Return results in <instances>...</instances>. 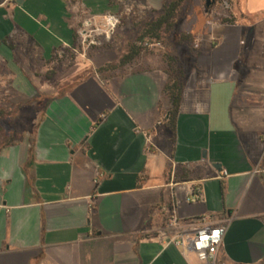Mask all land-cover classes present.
I'll return each mask as SVG.
<instances>
[{"label":"crops","instance_id":"obj_1","mask_svg":"<svg viewBox=\"0 0 264 264\" xmlns=\"http://www.w3.org/2000/svg\"><path fill=\"white\" fill-rule=\"evenodd\" d=\"M55 1L0 5V264H203L168 244L172 211L228 220L215 264H264V0L183 28L198 55L175 138L161 59L99 72L78 53L55 78L123 0Z\"/></svg>","mask_w":264,"mask_h":264},{"label":"rangeland","instance_id":"obj_2","mask_svg":"<svg viewBox=\"0 0 264 264\" xmlns=\"http://www.w3.org/2000/svg\"><path fill=\"white\" fill-rule=\"evenodd\" d=\"M52 1L54 11L56 8L61 7L60 2H56L55 0ZM233 1L234 0H215V3L207 9L205 5L206 0H190L188 6L183 9L185 19L178 22L175 29L169 36L165 37L163 40L144 39L156 41L161 44L156 48H148L142 45L144 40L138 41V38L141 35L144 26L159 16L161 8L155 9L142 0H123L119 3L120 15L117 17V23L114 27L111 28L107 26L106 23L103 26H100L101 28L99 29H96L97 26H93L95 28L93 30L91 29L92 31L84 36L83 40L77 42L78 45L76 53L70 50L69 52L62 54L60 57H57L58 65H56L54 69V72H56L55 78L56 80L57 78H61L59 76H62L61 74H64V71L68 69L59 63L61 59H68L74 63L73 61H76V57L78 58V53L85 52L84 58L86 59L94 58V56L102 54L108 58V61L104 64L105 66L116 62L124 53L125 47L129 43L140 47V54L134 60L133 69L143 68L145 64L144 61L150 58L161 59L165 63L164 55H175L176 49L172 46L171 40H173L175 35H178L181 32H186L183 28L185 26L190 27L193 24V18L195 16L200 15L206 24L212 21L211 19H215L216 21L223 23V14L230 11ZM11 2H14V0H0V5L10 4ZM31 5L32 7H30ZM37 7H39V4L36 3V0H32L31 3L23 5L22 10L34 14V9ZM56 37L59 39L61 36L56 35ZM55 43L56 45L59 44L57 40ZM186 48L187 45H181L177 48L176 53L183 57L185 55L184 50H186ZM67 85V83L61 84L56 82V93L64 91ZM27 101L28 100H24V102ZM39 105H42V101H40ZM23 117L25 123L31 116L24 115Z\"/></svg>","mask_w":264,"mask_h":264},{"label":"trees","instance_id":"obj_3","mask_svg":"<svg viewBox=\"0 0 264 264\" xmlns=\"http://www.w3.org/2000/svg\"><path fill=\"white\" fill-rule=\"evenodd\" d=\"M190 0H166L160 10L159 16L153 21L147 23L138 41L144 39H156L163 40L169 36L175 29L178 22L185 19V13L183 11L186 8ZM229 20L224 19L222 22H228ZM195 38L192 33L181 32L173 37L171 40L172 46L175 47L176 51L181 45H187L184 50L183 57L179 56L176 51L175 55H164V61L166 63V74L168 75V82L164 87V94L170 99L172 109L170 116L166 119V125L172 131L173 137L176 134V116L179 111L181 93L184 86V78L187 74L189 66L193 63L198 55V50L194 47ZM140 54V47L135 46L132 43L127 44L124 53L114 63L105 65L99 69V72H106L116 70L132 63L137 56ZM52 98H48L44 103V110L52 102ZM0 129V142L9 144L13 137L11 135L4 136Z\"/></svg>","mask_w":264,"mask_h":264},{"label":"built area","instance_id":"obj_4","mask_svg":"<svg viewBox=\"0 0 264 264\" xmlns=\"http://www.w3.org/2000/svg\"><path fill=\"white\" fill-rule=\"evenodd\" d=\"M117 17L108 16L106 25L114 27ZM144 47L156 48L161 44L156 41L144 40ZM226 175V173H224ZM228 220L218 223L205 219L180 222L175 211L170 212L167 219L165 233L168 244H173L184 253H192L203 264H215L217 251L226 232Z\"/></svg>","mask_w":264,"mask_h":264},{"label":"water","instance_id":"obj_5","mask_svg":"<svg viewBox=\"0 0 264 264\" xmlns=\"http://www.w3.org/2000/svg\"><path fill=\"white\" fill-rule=\"evenodd\" d=\"M17 3L21 4L22 0H17ZM214 3H215V0H206V3H205L206 8L207 9L210 8Z\"/></svg>","mask_w":264,"mask_h":264}]
</instances>
